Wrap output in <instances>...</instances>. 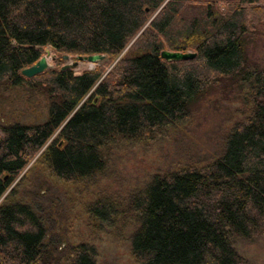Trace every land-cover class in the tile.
Segmentation results:
<instances>
[{"label":"trees","instance_id":"obj_1","mask_svg":"<svg viewBox=\"0 0 264 264\" xmlns=\"http://www.w3.org/2000/svg\"><path fill=\"white\" fill-rule=\"evenodd\" d=\"M242 2L224 14L197 0H0V91L24 87L48 101L43 122L0 125V199L43 148L37 162L57 180L83 186L106 178L116 150L167 138L220 86L239 93L245 116L214 159L83 208L98 228H133L137 264H245L236 243L264 237V68L249 65L246 45L264 8ZM136 36L105 76L102 65L21 74L45 46L113 61ZM164 50L196 57L167 62ZM0 264H97L96 250L63 246L29 204L7 197Z\"/></svg>","mask_w":264,"mask_h":264},{"label":"rangeland","instance_id":"obj_2","mask_svg":"<svg viewBox=\"0 0 264 264\" xmlns=\"http://www.w3.org/2000/svg\"><path fill=\"white\" fill-rule=\"evenodd\" d=\"M197 1L215 2L217 9L224 14L243 4L242 0ZM253 8H264V0H256ZM253 15L251 12L250 16ZM252 26L253 31L246 37L248 62L255 69H263L264 21L258 20ZM136 38L113 61L106 58L96 65L80 62L74 70L81 72L102 65L106 67L105 76L118 60L129 53ZM41 51L42 56H46L47 51L50 53V70L76 61L74 56L64 60V55L55 53L49 46L43 47ZM211 92L208 98L199 103L187 123L171 132L170 136L151 147L136 145L116 150L108 176L83 186L51 177L37 162L43 148L16 178L0 199V204L7 197L9 201L29 204L44 220L51 238L58 239L63 246L86 243L94 247L97 264H137L129 242V233L133 228L125 230L114 224L100 225L98 228L88 219L83 207L99 195L125 197L150 176L181 164L207 163L214 159L220 153L223 136L243 119L245 110L238 92L227 94L220 86H215ZM47 109L48 101L43 95L32 94L24 87L0 91V125L43 122L47 117ZM235 247L245 264H264V237L255 242H238Z\"/></svg>","mask_w":264,"mask_h":264},{"label":"water","instance_id":"obj_3","mask_svg":"<svg viewBox=\"0 0 264 264\" xmlns=\"http://www.w3.org/2000/svg\"><path fill=\"white\" fill-rule=\"evenodd\" d=\"M49 51L46 52L48 54ZM161 57L167 61H185V60H192L196 57V53L194 52H173L169 50H164L161 52ZM53 59V58H52ZM64 60L69 59V55L63 56ZM105 59L104 54H93L88 56H77L76 61L71 64H66L62 68L63 69H75L80 62H87L91 65H96L102 62ZM48 69V61L46 60L45 56H42L35 64L29 66L22 70L21 74L27 78H31L38 74L43 73Z\"/></svg>","mask_w":264,"mask_h":264},{"label":"bare ground","instance_id":"obj_4","mask_svg":"<svg viewBox=\"0 0 264 264\" xmlns=\"http://www.w3.org/2000/svg\"><path fill=\"white\" fill-rule=\"evenodd\" d=\"M50 56V53H48V54H46V60L48 61V57ZM52 59V58H51ZM49 62V61H48ZM26 182V181H25ZM27 182H28V180H27Z\"/></svg>","mask_w":264,"mask_h":264}]
</instances>
